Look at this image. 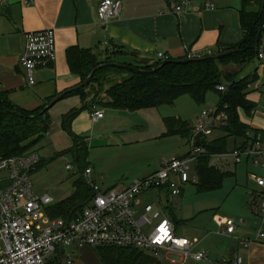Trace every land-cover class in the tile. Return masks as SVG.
<instances>
[{
    "label": "crops",
    "instance_id": "0c3cea01",
    "mask_svg": "<svg viewBox=\"0 0 264 264\" xmlns=\"http://www.w3.org/2000/svg\"><path fill=\"white\" fill-rule=\"evenodd\" d=\"M121 1L119 16L102 26L96 15L100 0H0V95L19 108L34 110V105L44 104L48 98L76 86L78 78L70 73L66 63V51L74 45L89 49L99 61L109 57L114 63L137 64L157 61V52L173 60L209 55L236 45L243 37L241 0H189L188 10L180 12L172 7L182 0ZM207 3L213 7L206 8ZM45 28L55 32V61L47 68L37 69L36 83L30 86L19 63L24 33ZM244 77L251 78L245 98L252 108L237 109L239 122L250 135L264 136V64L254 58L240 66L235 80ZM218 102L219 96L217 105ZM104 119L105 116L91 120L98 123ZM225 135L219 128L206 139ZM227 140L231 141L229 151L242 143L241 138ZM211 163L230 171L233 178L237 166L243 165L246 179L242 186L235 180L236 188L233 186L224 200L227 209H218L220 212L214 214L212 223L203 227L200 239L194 238L197 241L194 250L207 255L197 264H232L236 257H240V264H264V240H256V232L264 231L258 197L264 188L248 177V173L264 176V169L250 160L218 164L212 159ZM226 218L242 219L243 224L228 235L221 222ZM244 239L252 241L251 244L244 246ZM64 255L68 264H103L88 246L64 248ZM52 256L46 264H57V257L61 264L59 252Z\"/></svg>",
    "mask_w": 264,
    "mask_h": 264
},
{
    "label": "built area",
    "instance_id": "2783aa9c",
    "mask_svg": "<svg viewBox=\"0 0 264 264\" xmlns=\"http://www.w3.org/2000/svg\"><path fill=\"white\" fill-rule=\"evenodd\" d=\"M189 5V0H182L180 5L172 8L175 12L186 11ZM121 7V0H100L96 9L98 23L106 26L119 16ZM211 7L212 3L206 4V8ZM156 58L164 61L169 56L157 52ZM256 59L264 64V20L260 25ZM54 61L55 32L52 28L24 33L19 63L28 85H35L37 69L47 68ZM216 90L224 92L226 86L218 85ZM88 115L93 121L104 116L100 107L95 105L90 107ZM226 121L225 112L217 108L202 111L192 127L187 154L163 160L158 170L120 189H103L100 186L102 176L94 179L92 169L86 167L83 177L91 195L87 203L69 218L51 216L50 211L58 201L34 188L32 174L41 160L38 152L0 158V264H46V258L56 254L59 245L63 248L108 246L135 249L155 258L164 253L170 264L202 261L207 255L194 250L196 239L190 241L175 234V227L164 212L163 199L165 196L177 197L185 185L198 182L195 167L198 159L207 153L197 143V137L208 138ZM245 134L248 141L244 145L211 155L210 160L218 164L250 160L264 169V136L250 135L249 131ZM66 169L72 170L73 166L68 164ZM248 177L264 188V176L248 173ZM141 197L147 199L143 204ZM258 197L259 213L264 215V191L260 190ZM155 204L161 207L160 212H153ZM221 222L228 235L243 224L242 219L233 218L221 219ZM256 240H264V231L256 232ZM251 242L249 239L242 241L244 246ZM240 263V257L232 261V264Z\"/></svg>",
    "mask_w": 264,
    "mask_h": 264
},
{
    "label": "trees",
    "instance_id": "16d2710c",
    "mask_svg": "<svg viewBox=\"0 0 264 264\" xmlns=\"http://www.w3.org/2000/svg\"><path fill=\"white\" fill-rule=\"evenodd\" d=\"M260 3L261 0H241L239 15L243 31L242 40L232 47L222 48L216 52L238 50L235 53L217 60L207 58L184 63L169 62L162 66L161 60L139 61L137 64L123 63L145 71L156 69L152 73H135L115 67L103 68L94 74L86 87L67 95L78 94L83 103L82 109L89 110L92 105H98L115 110L136 111L160 105L173 106L182 95H189L197 105H200L204 103L209 91L216 92L219 96L217 109L227 115L226 124L220 127L226 135L212 140L197 137V143L205 149L207 155L200 157L196 164L198 182L195 186L198 192L218 190L232 173L211 165L210 156L228 150V137L241 138L243 145L248 141L245 134L247 129L239 122L237 109L241 107L249 111L252 108L245 98L251 78L235 80L238 71L224 74L219 66L226 62L242 66L256 58L259 42V39H256L257 30L264 20V11L262 13L259 11ZM110 62L114 61H110L109 57L99 61L95 53L77 45L69 47L66 51L67 66L70 73L78 78V84L94 67ZM218 85H225L226 90L217 91ZM87 88L90 91H87ZM92 93L101 96L102 100L96 103L93 99H88ZM52 98H48L39 109L24 110L11 103L4 95H0V158L28 152L27 150L36 143V139L46 134L49 127L47 115L49 108L46 109V106ZM164 124L166 135H180L189 139L190 127L179 117H165ZM84 169H79V179L73 183V192L52 207L51 216L69 218L87 203L91 192L83 177ZM169 214L172 218L171 208ZM94 251L103 264H161L157 258L135 249L99 246L94 248ZM56 259L57 264H60L59 258Z\"/></svg>",
    "mask_w": 264,
    "mask_h": 264
},
{
    "label": "rangeland",
    "instance_id": "374dc122",
    "mask_svg": "<svg viewBox=\"0 0 264 264\" xmlns=\"http://www.w3.org/2000/svg\"><path fill=\"white\" fill-rule=\"evenodd\" d=\"M219 67L224 74H231L238 71L240 65L226 62ZM88 99L96 103L102 100L93 93ZM217 101V93L209 91L200 105L189 95H182L173 106L160 105L136 111L102 107L100 110L105 119L95 123L88 117L89 110L82 109L80 96L67 95L47 110L48 131L27 150L38 152L41 157L38 169L32 174L34 188L36 192L47 193L55 201H60L73 192L79 169L85 167L92 169L94 179L102 176L100 186L103 189L128 186L158 170L163 160L182 157L189 151L187 137L165 134V117L181 118L192 131L201 112L214 110ZM42 106L40 102L34 108ZM230 147L231 141L227 140V148ZM68 164L73 166L72 170L66 169ZM245 177V168L239 165L235 177L226 178L218 190L198 192L195 184H187L181 195L165 196L162 206L175 227V234L190 241L199 240L203 227L212 223L214 214H219L218 209H227L224 200L232 187L236 188L235 180L242 186ZM140 200L143 204L147 199L141 197ZM160 211L161 207L155 204L153 212ZM157 259L161 264H170L164 253H160Z\"/></svg>",
    "mask_w": 264,
    "mask_h": 264
},
{
    "label": "water",
    "instance_id": "95a60500",
    "mask_svg": "<svg viewBox=\"0 0 264 264\" xmlns=\"http://www.w3.org/2000/svg\"><path fill=\"white\" fill-rule=\"evenodd\" d=\"M259 11H260V13H262L264 11V0H261ZM260 25H259L258 30H257V37H256L257 40L259 39V36H260ZM237 51L238 50L235 49V50H227V51H224V52L216 53V54L205 56V57L201 56V57L182 58V59H176V60H164V61H162L161 66L166 64V63H169V62L184 63V62L192 61V60L200 61V60H204V59H207V58L213 59V60H217L219 58H222L224 56H228V55H230L232 53H235ZM107 67H115V68H118V69H123V70H126V71L135 72V73H152V72H154L156 70V69H152L150 71H145L143 69H139V68L134 67V66L124 65V64L114 63V62L102 63V64L97 65L96 67H94L90 71L88 76L82 82H80L79 84H77L76 86H74V87H72V88H70L68 90L62 91V92L58 93L57 95H55L50 100L48 105L46 106V109L50 108L54 103H56L57 101L62 99L68 93H70L72 91H75V90H78L80 88L86 87L92 81L93 76H94V74L97 71H99V70H101L103 68H107ZM58 252H59L61 264H68V260H67L66 256L64 255V248H63L62 245H59Z\"/></svg>",
    "mask_w": 264,
    "mask_h": 264
}]
</instances>
